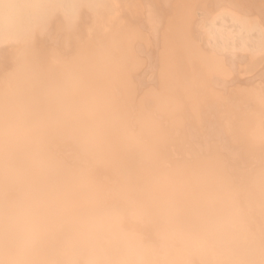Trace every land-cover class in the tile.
Wrapping results in <instances>:
<instances>
[{"label":"bare ground","instance_id":"6f19581e","mask_svg":"<svg viewBox=\"0 0 264 264\" xmlns=\"http://www.w3.org/2000/svg\"><path fill=\"white\" fill-rule=\"evenodd\" d=\"M160 1L0 0V264H264V0Z\"/></svg>","mask_w":264,"mask_h":264},{"label":"crops","instance_id":"0c3cea01","mask_svg":"<svg viewBox=\"0 0 264 264\" xmlns=\"http://www.w3.org/2000/svg\"><path fill=\"white\" fill-rule=\"evenodd\" d=\"M177 1H178V2L180 1L179 3H181L182 5H184L183 0H177ZM210 1H211L212 3H214V7H213V4H212ZM210 1H208V4L205 3V5H208V6H207V7H208V10H206V9H204V10L200 9V10L204 11L205 13H206V11H207L208 13H210L211 16H212V15L215 16V13H216V15H217L218 13H220L221 10H224V8L229 10L230 4L228 3V0H222V2H221V3H218V4L216 3V0H210ZM235 1H236V0H235ZM162 2H163V0H162ZM162 2H161V1L159 2V7H162V5H163V3H164V2H163V3H162ZM178 2L175 3V5H178V8L175 7V8H177V9H176V10L174 9L175 11L172 10V6H173V8H174V6H175L173 0L171 1V3H170L168 6H163V7H162V8H164V9L166 8V10L164 11L165 14H166V15H165L166 18H171V16H170L169 14L166 13V11L169 10L168 13H171L172 16H174V15L177 13L176 16H177L178 20L183 19V16H184L185 14H184V11L182 12V10H185V7H184V6H181V4H178ZM240 3H241V4H240ZM244 3H245V0H244ZM246 3H247V2H246ZM246 3H245V5H246ZM161 4H162V5H161ZM238 4H240L241 6L245 7V6L242 4V1H241V0H239ZM205 5H204L203 7L206 8ZM211 5H212V6H211ZM226 5H227L228 7H226ZM240 5H238V6H239V9H240L239 11L241 12L242 10H241V6H240ZM179 6H181L182 8L179 7ZM209 6H211V7H209ZM167 7H168V9H167ZM210 8H211V9H210ZM170 9H171V10H170ZM181 9H182V10H181ZM178 10H179V11H178ZM205 10H206V11H205ZM214 10H216V12H214V14H212V12H213ZM171 11H173L174 15H173V13H172ZM179 13H182V14L179 15ZM224 14H225V13H224ZM242 14H243V12H242ZM178 15L181 17V19L178 17ZM181 15H182V16H181ZM218 15H219V14H218ZM211 16H210V17H211ZM213 16H212V17H213ZM184 17H185V16H184ZM163 24H164V23H163ZM163 24H162V25H163ZM160 28H163V27H160ZM159 30H160V33L163 31V29H162V30L159 29ZM200 33L202 34L201 36L204 37L203 33H205V32H200ZM195 35H197L196 37H197V38L199 37V39L201 40L202 37L199 36L200 34H198V33L196 34V33H195ZM158 44H159V45H158ZM158 44H157V45L154 44L153 47H152V45H151V55H152V56L155 55V57H154V56L152 57V62L154 63L155 66H157V64L159 63V57H161V52H162V50L166 51V48L163 47V44H160V43H158ZM152 48H153L154 50H153ZM159 48L161 49L160 52H159V50H158ZM152 51H153V52H152ZM164 51H163V52H164ZM179 51H180V50H179ZM154 52H156L157 55H156ZM153 53H154V54H153ZM159 53H160V54H159ZM184 56H185V52H183V51L181 52V51H180V53H179V57L181 58L180 61H181L182 63L179 61L180 58H178V61H179V63L181 64V65L179 64V68H180L179 71L182 72V76H183L182 79H184L183 82H185L186 84H189V85H187L186 89L183 90V92H185V91H190V90H189L190 87H188V86H190V85H191V87H192L193 89H194V88L197 89L198 92H203L207 87H209L210 84H212V85L215 86L217 89L219 88V90H224V91H226L227 94H228L229 91H228L227 89L230 87L231 82H233V86H234L235 83L238 82V81L240 82V80L242 79L241 77H243V76H241V77H240L241 79L239 80V78H238V76H237V72H236V73H235L236 75H232V76H236L237 79H236V78L233 79L232 77H230L229 80H228V79H223V78L221 79V78H220L221 76L219 75V76H220V77H219V76H217L218 74L215 73V75H214V79H213V83H211V80L209 79L208 73H207V71L205 70V68H204L203 65H200V66L198 67V69H195V70L192 68V69H193V73L190 72L191 70L188 71L190 67L188 68L187 65H185V64H186V61H185V59H184ZM182 57H183V58H182ZM153 58H154L155 60H154ZM154 61L156 62V64H155ZM185 66H186L187 70H186ZM188 66H189V65H188ZM202 66H203V67H202ZM200 67H201V68H200ZM182 69H183L184 71L186 70V72L188 71V73L183 72ZM203 69H204L205 71H203ZM200 70H201V71H200ZM258 70H259V69H258ZM189 72H190V75H191V76L194 75V73H196V77H197V78H192V77H191V78L194 80V82L191 81V79L189 78V76H190V75H189ZM199 72H200V73H199ZM205 72H206L207 74H206ZM204 73H205V74H204ZM184 74H186V75L188 74V75H187L188 77L186 76V78H184V76H185ZM202 74H203V75H202ZM252 75H254V72H253L252 74H250L251 77H252ZM198 76H199V77H198ZM249 78H250V77L246 76V78H245L246 80H244V81L242 80V81H241L242 83L240 82V83H241L240 85H242L243 82H244V84H245V82H246ZM197 79H198V80H197ZM205 79H206V80H205ZM208 79L210 80V84H209V82L206 83ZM243 79H244V78H243ZM195 80H196V81H195ZM186 81H187L188 83H187ZM198 81H201V82H199V83L197 84ZM202 81H203L204 83H203ZM205 81H206V82H205ZM153 82L155 83V85L157 84L156 86L160 87V83H159L156 79H155V81L153 80ZM156 82H158V83H156ZM239 82H238V84H239ZM201 83H202L203 85H202ZM186 84H185V86H186ZM205 84H209V85L206 87ZM195 85H196L197 87H196ZM200 85L203 86V88H202ZM227 86H228V87H227ZM235 86H236V85H235ZM200 87H201V88H200ZM204 87H206V88L204 89ZM195 89H194V90H195ZM207 89H208V88H207ZM207 89H206V90H207ZM178 90H179V89H178ZM180 91H181V89H180ZM180 91H179V93L181 94L182 91H181V92H180ZM191 91H192V90H191ZM191 91L189 92L190 94L192 93ZM195 91H196V90H195ZM197 91H196V93H198ZM183 92H182V94L184 95L186 92H185V93H183ZM187 93H188V92H187ZM189 93H188V94H189ZM193 93H195V92L193 91ZM182 94H181V95H182ZM190 94H189V95H190ZM210 94H211V93H209V94H207V95L210 96ZM183 95H182V96H183ZM191 95H192V94H191ZM229 96H230V95H229ZM210 97H211V96H210ZM182 98H183V97H182ZM184 98H185V97H184ZM208 99H209L208 102H210V103L213 102V101L211 100V99H213L212 97H211V98L208 97ZM210 100H211V101H210ZM186 101H187V100H186Z\"/></svg>","mask_w":264,"mask_h":264},{"label":"rangeland","instance_id":"374dc122","mask_svg":"<svg viewBox=\"0 0 264 264\" xmlns=\"http://www.w3.org/2000/svg\"><path fill=\"white\" fill-rule=\"evenodd\" d=\"M136 222H138V221H136ZM138 223H139V222H138ZM140 224H141V223H140ZM141 225H142V224H141ZM146 227H147V226H146ZM148 228H149V227H148ZM148 228H142V229H141L140 226H139V230H141V231H142V230H143V231H144V230H145V231H148V230H147ZM122 230H124V229H122ZM7 262H8V261H7ZM7 262H6V263H7Z\"/></svg>","mask_w":264,"mask_h":264}]
</instances>
